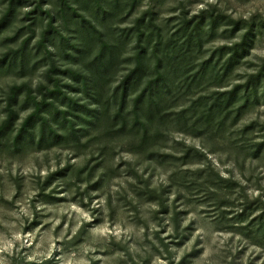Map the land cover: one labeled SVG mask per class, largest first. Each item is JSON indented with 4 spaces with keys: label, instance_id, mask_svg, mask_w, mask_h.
<instances>
[{
    "label": "rangeland",
    "instance_id": "rangeland-1",
    "mask_svg": "<svg viewBox=\"0 0 264 264\" xmlns=\"http://www.w3.org/2000/svg\"><path fill=\"white\" fill-rule=\"evenodd\" d=\"M33 1L21 0L22 6L15 7V18L0 35V55L30 35L29 17L39 13H32ZM58 3L46 0L42 8L54 12ZM6 6L7 0H0V16ZM211 6L235 19L264 17V0H137L132 14L115 26H130L150 9L169 32L183 10L189 18ZM35 21L27 45L32 56L24 70L0 73V121L10 85L34 86L42 80L45 61L35 45L45 14ZM228 28L218 22L198 52V61L207 60L215 71L228 56L224 47L239 39ZM63 32L68 38L75 34ZM12 36L13 41L4 39ZM52 44L49 49L60 59L59 42ZM249 51L222 79L207 78L179 90L168 112L193 100L202 102L200 108L204 101L210 105L218 92L242 83L264 58V28ZM229 110L222 124L193 123L189 115L186 126L182 121L167 124L143 155L125 151L119 140L102 147L94 134L74 148L14 145L18 123L27 113L21 110L0 144V264H264V244L232 223L243 201L257 199L264 207V152L254 158L248 148L264 141V100H251L238 116ZM250 123L254 127L243 130ZM218 177L235 181V192H217L212 179Z\"/></svg>",
    "mask_w": 264,
    "mask_h": 264
},
{
    "label": "trees",
    "instance_id": "trees-1",
    "mask_svg": "<svg viewBox=\"0 0 264 264\" xmlns=\"http://www.w3.org/2000/svg\"><path fill=\"white\" fill-rule=\"evenodd\" d=\"M74 1L79 5L58 0L54 12L42 8L46 0L33 1L32 13H39L29 17L30 35L17 48L1 53L0 73L13 68L24 70L32 56L27 45L34 34L33 25L38 16L45 14L46 24L35 45L45 61L42 80L34 86L28 82L9 86L5 117L0 121V144L9 138L22 110L27 113L18 123L12 138L14 145L74 148L82 138L94 134L102 147L119 140L125 143V151L143 155L167 124L174 121L179 125L182 121L186 126V115L193 123L222 124L229 109L238 116L251 100H264L263 58L242 83L218 92L210 105L204 101L200 108L202 102L193 100L184 109L168 112L175 106L179 90L190 89L207 78L222 79L240 58L250 54L253 39L264 28L263 16L235 19L211 6L188 18L183 10L176 28L164 32L150 9L135 16L130 26H115L132 14L137 0ZM18 5L21 0H7L0 16V35L15 18ZM91 17L98 19L99 25ZM222 20L230 26L232 36L239 33V39L224 47L228 56L218 72L207 60L198 61V52ZM70 24L74 28L70 29ZM65 29L74 31L72 38L63 34ZM14 37L4 39L13 41ZM55 40L59 42L57 55L63 62L49 49ZM252 127L254 123L243 130ZM248 148L258 158L264 152V141ZM212 180L217 192L223 188L236 190L235 181L220 177ZM260 206L257 199L243 201L232 222L247 237L258 238L259 245L264 244V207Z\"/></svg>",
    "mask_w": 264,
    "mask_h": 264
}]
</instances>
